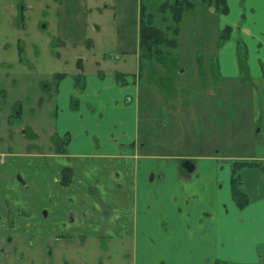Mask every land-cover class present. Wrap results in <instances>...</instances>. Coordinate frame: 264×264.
Listing matches in <instances>:
<instances>
[{"label": "crops", "instance_id": "crops-1", "mask_svg": "<svg viewBox=\"0 0 264 264\" xmlns=\"http://www.w3.org/2000/svg\"><path fill=\"white\" fill-rule=\"evenodd\" d=\"M227 4L232 10L217 21L220 32L230 26L232 35L218 44L212 80L199 77L213 109L205 106V93L199 100L205 132L194 130L199 110L185 112L183 134L191 136L183 152L149 151L150 144L141 142L139 29L135 47L125 52L123 67L131 72L109 75L102 69L105 61H99L92 73L84 67L60 73L65 76L57 87L58 73L42 80L46 97H41L37 117L45 120L44 105H53L55 117L48 142L41 141L34 125L17 124L22 104L16 119L5 112L0 264H264V0ZM97 10L109 11V5ZM240 53L246 56L242 64ZM204 64L199 56L194 66L202 76ZM118 73L126 75V85L117 82ZM228 79L246 81L243 120L251 123L244 134L231 131L232 141L240 138V146L231 150L217 140L225 122L218 105L232 98L228 118L243 116L245 107H236L238 96L224 93L223 80ZM172 111L177 115V109ZM25 125L36 138L26 134ZM202 133L215 137L206 141ZM67 135V144L51 139ZM235 163L259 165L242 170L243 190L251 198L244 209L232 197ZM65 169L72 171L68 186L61 184Z\"/></svg>", "mask_w": 264, "mask_h": 264}, {"label": "rangeland", "instance_id": "rangeland-1", "mask_svg": "<svg viewBox=\"0 0 264 264\" xmlns=\"http://www.w3.org/2000/svg\"><path fill=\"white\" fill-rule=\"evenodd\" d=\"M194 1L197 8L184 15L185 20L181 24L180 48L173 50L174 56L180 52L181 58L164 56L145 60L139 74L141 142L150 144L147 146L149 151L163 153L166 148L174 153L185 151L191 136L183 134L185 112L192 107L199 110L197 127L194 126V130L199 132L205 129L200 125L204 119L199 118L202 110L201 107L199 109V100L205 93L208 100L205 106L213 109L208 99V87L204 90L201 80L202 77L212 80L214 75L211 62L217 60L220 34L217 19H221V15L204 6L200 0ZM106 4L109 11L101 13L97 10L98 7L103 11ZM161 4L162 0L149 1V11L155 13L156 25L167 31L173 22L169 15V19H163L162 12L158 11ZM139 12L140 0H0V90L4 91L0 94V128L5 112H11L16 119V110L22 104L24 111L21 118L16 119L17 124L34 125L41 141L48 142V134L54 127L51 120L55 117L53 105H44L45 120L40 121L37 117L41 97H46L42 80L52 79L54 73L75 72L79 67L92 73L99 61H105L102 69L109 75L131 72L123 64L125 52L135 47ZM221 23L220 29H223L224 22L221 20ZM96 25H99L98 29ZM123 40L130 44H121ZM20 48L24 49L23 61L19 56ZM199 56L205 62L203 76L194 67ZM243 82L246 81L228 79L223 80V86L224 93L238 96L235 105L240 109L245 107V112L248 103ZM231 100L227 96L225 102L218 105V109L224 111L225 122L224 135L217 138L220 146L230 150L240 146V138L232 141L234 135L231 131L244 134L248 125L251 128V123L243 120L246 112L239 118L226 117L228 110L233 109ZM14 102L18 105L14 106ZM173 109L178 110L177 115L172 114ZM207 121L212 125L210 130L215 131L214 120L209 117ZM27 125L24 126L26 134L32 133L31 137L36 138ZM214 137L215 134L202 133L200 138L209 141Z\"/></svg>", "mask_w": 264, "mask_h": 264}, {"label": "trees", "instance_id": "trees-1", "mask_svg": "<svg viewBox=\"0 0 264 264\" xmlns=\"http://www.w3.org/2000/svg\"><path fill=\"white\" fill-rule=\"evenodd\" d=\"M151 0H140V12H139V52H140V71L143 69V61L151 60L155 57L174 56L173 50L178 49V37L181 32V24L184 19V15L194 11L197 8V4L194 0H162V4L159 7V12H162L163 19H169L173 22L172 26L167 27V31L159 28L156 25L155 13L149 11L148 3ZM206 7H211L215 10L217 15H228L230 10L227 4V0H200ZM169 15V16H168ZM232 35V28L230 26L225 27L219 34L218 44L223 45L227 42ZM20 43V47H22ZM243 48V44L240 45ZM23 48V47H22ZM20 48L19 56L20 60H24V49ZM167 49V50H165ZM241 64L245 62L246 56L240 53ZM242 66V65H241ZM63 74H56L54 77V85L57 87L59 81L64 77ZM126 75L118 73L115 75L117 82L124 86L127 84ZM73 100V108H76V104ZM52 141L55 143L64 142L67 144L70 140L67 135L63 139H59L57 136H53ZM259 165L253 163H235L232 169V197L236 205L240 209L246 208L251 198L243 190L242 170L244 168H256ZM72 171L65 169L63 171V177L61 184L68 186L71 183Z\"/></svg>", "mask_w": 264, "mask_h": 264}]
</instances>
